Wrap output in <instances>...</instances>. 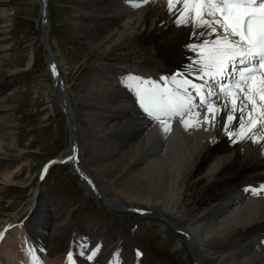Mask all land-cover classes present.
Listing matches in <instances>:
<instances>
[{
	"label": "bare ground",
	"instance_id": "obj_1",
	"mask_svg": "<svg viewBox=\"0 0 264 264\" xmlns=\"http://www.w3.org/2000/svg\"><path fill=\"white\" fill-rule=\"evenodd\" d=\"M39 3L41 17H45L47 59L57 80L56 94L71 123L66 160L74 164L79 180L81 173L89 182L85 185L88 195L110 212L131 211L139 217L171 221L183 234L197 264H264V194L251 191L264 185V129L251 139L232 142L235 133L241 131V120L247 125L249 113L264 119L259 115L264 101L257 95V110L253 112L247 99L233 105L231 96L221 94L212 100L218 109L214 120L209 117L187 131L178 120L167 135L158 124L147 123L136 106L139 82L132 77L154 79L162 87L170 85V77L200 79L202 66L196 63L199 48L187 46L211 41L216 34L177 23L182 6L176 4L169 11L166 0H148L139 7H133L129 0H66L68 29L76 45L96 62L102 57L113 58L87 70L79 90L71 94L64 89L61 60L51 41L47 0L44 5L42 0ZM1 5L0 156L5 155L3 144L11 146L15 141L14 101L18 91L10 85L18 63L13 59L10 17ZM141 39L152 44L149 47L157 51L158 61L145 66L124 64L135 62L137 52L131 46ZM53 64L57 66L55 75ZM161 77L165 79L161 81ZM226 103L228 108H223ZM237 108L244 110L243 116ZM196 113L203 120L207 107ZM196 113L185 118L195 120ZM228 115L233 117L231 121ZM1 169L0 183L12 182V174ZM49 202L55 212L50 211ZM26 207L28 217L23 223L12 226L17 223L14 216L0 229L1 234L9 232L11 255L7 253L6 264H32V252L42 244L47 247L45 264H114L116 253L120 264H155L137 256L135 244L121 239L106 224L93 222L88 227L75 221L63 201L47 198L42 188L34 191ZM71 223L75 224V234L66 243L64 236ZM97 244L101 251L88 261L89 249ZM69 251L73 253L71 261L66 260Z\"/></svg>",
	"mask_w": 264,
	"mask_h": 264
},
{
	"label": "rangeland",
	"instance_id": "obj_2",
	"mask_svg": "<svg viewBox=\"0 0 264 264\" xmlns=\"http://www.w3.org/2000/svg\"><path fill=\"white\" fill-rule=\"evenodd\" d=\"M0 3L10 17L13 59L18 63V68L10 79V85L18 90L14 101L17 118L13 130L15 141L11 146L3 144L5 155L0 156L1 170L3 173L12 174V182L0 183V229L14 216L17 223L14 222L12 226L23 223L28 217H25V212L29 199L37 188H42L44 196L47 194L46 197L51 199L60 198L63 206L72 212L75 221L79 220L88 227L93 222L98 225L106 224L121 239L135 244L133 246L138 248L140 257L145 260L155 264H196L183 234L176 232L167 221L156 216L139 217L134 216L131 211L119 214L102 208L95 198L88 196L84 182L73 174L69 164L54 165L45 181L41 185L38 184V177L45 163L69 155L68 118L58 103L57 94L55 95V78L47 62V48L43 41L39 0H1ZM67 19L66 0H47L50 36L55 44L58 59L61 60V71L66 83L64 89L67 88L69 93L73 94L79 90L82 75H86L87 70L96 63L99 65L110 62L113 58L102 57V61L96 62L93 56L73 41ZM142 41L137 40L131 46L137 52L133 56L135 62L123 61L124 64L145 66L150 61H158L157 51L149 47L152 44L147 45ZM48 205L50 211L55 212L50 202ZM34 209L32 205L31 210ZM74 230L75 224L71 223L64 236V242L72 241ZM8 233H2L3 237L0 238V243L5 239L0 264H6V256L11 255ZM38 250L32 252L35 253V258L40 254ZM41 256L44 260L46 255ZM33 262L35 260H32V264Z\"/></svg>",
	"mask_w": 264,
	"mask_h": 264
},
{
	"label": "snow or ice",
	"instance_id": "obj_3",
	"mask_svg": "<svg viewBox=\"0 0 264 264\" xmlns=\"http://www.w3.org/2000/svg\"><path fill=\"white\" fill-rule=\"evenodd\" d=\"M129 2L133 7H139L148 0ZM166 3L169 11H172L176 4L182 6L179 9L180 18L177 23L191 24L194 29H207V32L215 33L216 38L211 41L204 40L199 45L187 46L193 50L199 48L200 51V59L196 62L202 66L200 69L202 82L199 84L185 81L186 87L174 89L167 85L162 87L156 80L132 77L139 82L135 89L137 101L147 116L157 122L162 133L167 135L172 131L174 119H178L186 131L200 126L208 121L209 117L214 120L218 109L212 103V98L221 94L231 96L233 105H236L238 100L242 103L247 99L252 105V111L255 112L256 96L264 101V0H166ZM238 65L240 67H237ZM56 67L55 64L52 65L54 75L57 74ZM230 78L231 83H221ZM160 79L163 81L165 78ZM214 87H218V90L214 91ZM197 98L199 104L195 103ZM205 104L207 114L203 120L199 118V113H196L195 120L185 118L186 115H191L194 107L198 108ZM223 108H228V104H224ZM260 109L259 115L264 117V104L260 105ZM237 110L241 116L244 115L243 109ZM227 119L231 121L233 117L228 115ZM240 128L241 131L235 133L232 139L233 143L236 140L253 138L258 130L264 129V119L253 118L249 113L247 125L241 120ZM225 130L227 132V125ZM41 178L43 179V176ZM251 191L254 195L264 194V185ZM83 247L88 246L85 244ZM100 251L99 244L89 249L88 261H93ZM136 255L140 256L141 253L137 251ZM72 257L73 253L69 251L66 260L71 261ZM36 260L37 264H43L39 258ZM113 260L114 264H120L119 253L114 255Z\"/></svg>",
	"mask_w": 264,
	"mask_h": 264
},
{
	"label": "water",
	"instance_id": "obj_4",
	"mask_svg": "<svg viewBox=\"0 0 264 264\" xmlns=\"http://www.w3.org/2000/svg\"><path fill=\"white\" fill-rule=\"evenodd\" d=\"M42 1H43V5H44V0H42ZM44 19H45V17L42 18V23H43V25H42V29L46 26V25H44V22H45ZM56 81H57V80H55V88H57ZM56 91H57V89H56ZM55 95H56V92H55ZM58 102H59V101H58ZM59 104H60V102H59ZM70 128H71V124H70ZM42 176H43V175H42ZM42 176H41V177H42ZM41 177H40L39 182H38L39 185H41V184L43 183V181H44V178L42 179Z\"/></svg>",
	"mask_w": 264,
	"mask_h": 264
}]
</instances>
